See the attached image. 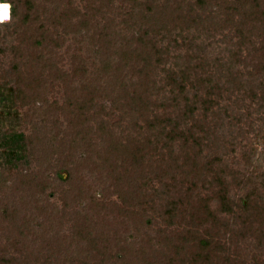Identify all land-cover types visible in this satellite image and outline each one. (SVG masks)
Returning a JSON list of instances; mask_svg holds the SVG:
<instances>
[{"label":"trees","instance_id":"obj_1","mask_svg":"<svg viewBox=\"0 0 264 264\" xmlns=\"http://www.w3.org/2000/svg\"><path fill=\"white\" fill-rule=\"evenodd\" d=\"M0 1L9 2L12 8L10 21L0 23V27H4L5 31L0 34V43L5 46L0 47V54H11V62L15 63L24 58L20 53V46L24 41L20 46H16L13 41L22 40L24 36L21 32L22 21L26 20L31 12H36L35 8L31 9L36 0ZM127 1L137 3L140 0ZM158 2L155 0L152 3ZM260 2L261 0H237V6L242 9V12L239 15L240 22L236 24L234 20L235 16L238 17L236 11L238 8L225 14L227 16L225 19L222 17L223 7L218 3L217 6L220 7L218 12L208 13L205 0L196 1V9L200 11L194 10L191 6L189 15L184 18L186 32L195 25L197 31L210 32L211 25L215 30L221 28L217 24L220 17L225 19L224 25L228 26L232 23V28L235 29V36L238 40L234 44L236 48L225 49L228 55L219 57L212 64L204 62L192 67V64H195V58L201 57H190L188 63L184 64L183 61L181 62V56H175L173 66L167 68L166 64L171 52L184 47L189 50L193 49L195 39L191 41L188 36L181 34L179 35L182 38L181 41L174 38L165 45L164 42L168 40L171 32L168 25L172 24L171 20H168L170 14L166 12L169 6L166 4L148 6L143 3L140 6V12H133L123 21L126 29L124 35L127 37H123L125 39L121 47L118 45L119 42L112 39L110 32L102 35L101 40L104 41L98 54L102 58L103 65L100 74L104 75L103 79L97 81L88 79L86 64L80 56H75L79 64L71 71V75L60 73V79L64 81L65 87L68 82L69 87H76L77 92L79 89L82 95H85L80 106L78 103L72 106L78 105L74 112L75 119L79 121L86 118L88 123L94 122L93 120L102 115L98 112L99 106L96 103V100L100 98L97 92L103 91L104 98L109 99L111 94H114L111 86H116L124 94L128 91L127 87L132 86L128 84L135 78H138V82L132 87H148V81L152 80L153 84L156 83L151 78L162 66H165L160 69L165 86L171 87L172 93L175 94L174 114L172 111L168 113L167 109L168 114L164 115H157L154 111L153 119L149 117V121L146 122V131L143 134L140 132L139 139L136 137L137 139L130 140L131 137H123V134L130 129L129 127L122 128V136L118 137L115 129L108 123L103 124L105 128L99 127L104 134L106 133L102 143H91V136L94 134L92 125L86 134L77 132L71 149L76 148L77 150L84 146L87 147L86 153L79 159L80 161L73 163V167L67 169L68 178L64 179L60 176V179L66 180L72 184V187L79 185L78 203L89 200L90 207L96 214L104 213L105 217L110 214L113 219L115 218V223L110 222L109 231H112L115 224L130 223L128 219L130 217L126 216L135 215L132 220L137 221L139 218L136 217L147 215L148 210L153 211L154 217L152 221L145 220L143 225L147 228L153 226L157 228L155 237L144 238L141 244L139 241L137 243L129 241L127 236L123 237L120 230H115L113 238L116 253H114L113 260L109 257L110 250L107 248L109 245H103L106 236L94 230L93 222L83 223L81 215L77 214L69 241L70 246L81 245V249L87 248L89 252L82 251L85 257L91 258L90 253L93 251L96 255L105 256L107 260L111 259L113 264H246V258V261L242 258L244 249L241 248V244L251 245L248 242L249 239L253 240L252 247L264 252V167L261 165L263 160L260 156L264 153L258 152L254 146L249 147V151L243 153V157L247 159L244 170L229 168L224 160L216 155L221 149L227 150L228 145L232 147L236 141L235 138L234 143L227 144V136L222 139L217 135L219 131H226L229 128L239 129L237 134L244 137V134H250L253 131L254 126H260L256 137L260 138L264 148V137L260 136L264 131V42L260 49H256L253 42L255 31L261 29L264 31V7L261 8ZM24 9H27L26 13ZM71 13L72 9L66 8L60 14L56 6V27H64L63 18L65 17L70 33H83L84 27L89 23V16L87 14L70 16ZM35 16L34 20L38 18L37 13ZM73 17H78L76 24L73 23ZM179 30L181 33L185 32L180 28ZM215 30L212 29V31ZM119 35V37L124 36ZM56 37V48H58L60 38ZM247 44H250L253 50H248L245 55L244 50ZM36 45L41 46V43L38 42ZM197 49L200 50V48ZM247 65H252L253 69L247 70ZM242 66L245 71L240 69ZM205 67L208 69L205 70ZM127 70L132 72V75H128ZM100 74L97 79L100 78ZM102 82L105 87L101 86ZM24 86L28 87L29 84L19 75L16 78L12 75H0V148L5 151L4 160L3 163L0 162V166L4 164L19 167L22 166L20 164L23 161H26L24 155L27 147L26 136L16 130L20 122L16 101L21 92L19 88H14ZM257 90H259L258 93ZM123 96L112 99V107L124 114L121 119L125 121L129 113H132L131 115L133 112L138 113L143 107L138 106L136 104L138 101L135 100L132 104L127 103L128 97ZM247 99H252V101L259 99L261 102L256 103V109H252V105L246 104ZM138 100L140 103L143 102V97ZM143 103L144 108L151 107L149 101ZM129 109L131 112L128 111ZM92 111L94 113L90 115ZM254 114H259L261 117L256 119ZM147 115L150 116V114ZM109 116L111 118V114ZM153 138L155 143H153ZM131 141H136L138 145L131 148ZM205 141L212 144L216 142V145L212 146L213 152L211 156L208 155L209 157L202 155L203 145L211 148V145H205ZM74 144L76 147L73 146ZM176 144H180V150L184 154L183 160L174 155ZM98 146L102 148L103 153L95 151ZM152 146L156 158L154 163L157 164L153 169V174L156 176L154 180L159 182V187L155 189L154 205L148 206L149 202L133 205L131 200L142 196L143 186L136 189L132 183L128 184L127 190H118L119 198L124 205L121 207L116 203H108V198H101L97 201L94 197L87 196L83 187L85 183L76 174V167L84 169L85 162L88 168L101 165L107 170L106 174L110 179L112 176L116 179L117 175L116 183H121L126 176L131 177L138 172H144L142 166L147 162L146 157L148 156L146 150L147 147ZM191 146L198 148L197 152L194 149L193 152L196 154L193 158L190 157L191 149L189 148H192ZM253 163L256 164L254 170L246 171L245 167L250 168ZM214 166H219V168L214 169ZM233 188L240 193L233 194ZM213 202L216 206L215 211L211 207ZM66 206H68L67 203ZM200 212L203 217L198 216ZM120 214L127 219L119 221L122 218V216L118 217ZM4 216L9 220V225L10 222L12 224V215ZM208 224L210 228L206 229ZM31 233L34 232L28 222L22 225L16 223L2 231V239L5 238L9 246L7 245L0 251V264H20L19 259L10 251H17L19 245L30 241L28 235ZM35 237H38L36 233ZM32 243H35L37 252L42 251L41 244ZM83 244L87 246L82 247ZM253 264L264 263L254 260Z\"/></svg>","mask_w":264,"mask_h":264},{"label":"rangeland","instance_id":"obj_2","mask_svg":"<svg viewBox=\"0 0 264 264\" xmlns=\"http://www.w3.org/2000/svg\"><path fill=\"white\" fill-rule=\"evenodd\" d=\"M153 1L155 0H140L137 3L127 0H64L63 2L60 0L58 2L56 0H36L33 2V8H31H35L36 12H31L30 16L22 21L21 25L23 27L21 28V32L24 34L22 40L17 42L12 39L16 46H20L21 42L24 41L20 46V53L23 54L24 58L13 63L11 62V54H0V75H12L15 78L19 75L29 84L28 87H14L16 89L19 88L21 92V95L17 97L16 101L20 117L19 127H16V130L24 133L26 136L27 147L24 151L26 161H23L20 164L22 166L19 167L18 165L11 167L4 164L0 166V251L8 245L6 239H2V231L9 229V227L16 223L22 225L28 222L34 232L28 235L30 241L19 245L17 251H10V253L19 259L20 264H113L111 259L107 260L105 256L96 255L93 251L90 253L91 258L88 259L82 254V251L87 250L89 252V250L87 248L81 249V245L70 246L69 238L72 236V228L77 214L81 215L80 218L83 223L88 224L93 222L95 224L94 230L106 236L103 245H109L107 248L110 250L109 257L112 259L115 255L114 253H116L114 247L115 240L113 238L115 230H120L123 237L127 236L129 241L136 243L139 241L140 244L144 238L149 239L150 237H155L157 234L156 226L147 228L143 225L145 220L150 219L152 221V217H154L152 210H148V214L145 216H137L136 218H139L137 221L132 220L135 215L126 216L130 217L128 218L130 219V223L124 225L115 224L112 227V231H109L111 228L110 222L115 223V218L113 219L110 214L106 215V217L104 213L96 214L94 210L92 211L89 200H83L78 203L79 185L72 187V184L60 179V176L67 179L69 176L67 169L73 167V163L76 164L77 161H80L79 159L84 157L86 153L87 147L84 146L77 150L76 148L71 149V144L74 138H76L77 132L86 134L92 125L94 134L91 136V143H102V139L106 137V133L104 134L100 128H105L106 126H103V124L108 123L115 129L118 137L122 136V128L129 127L130 129L127 133L123 134V137H131L130 140L136 137L139 139L140 132L143 134L146 131V122L149 121V117L153 119L154 111L157 115H164L167 113L166 109L168 113L171 111L173 113L174 111L173 98L175 94L172 93L173 89L171 87L165 86L160 70L165 66L156 70L154 77L151 78L154 80L153 82H156V85L151 80L148 81V87H132L133 84H137L138 82V78H135L134 81L128 84L132 86L127 87L128 91L124 94L116 86H111L113 87L111 89L114 94H111V98L109 99L104 98L105 93L103 91L97 92L100 98L96 100V103L99 106L98 112L102 115L96 112L100 116L96 120H93L94 122L91 121L90 123L86 122V118L78 121L75 119L76 115H74L77 106L81 105L85 95H82L79 89L77 92L76 87H69L68 82L66 84L67 87H65L64 81L60 79V73H68L71 75V71L79 64L75 56L83 58L88 71V79L92 81L103 79L104 75L100 74L103 65L101 63L102 58L98 54V51L102 49L101 45L104 41L101 40L102 35L105 32H110L112 39L119 42L118 45L121 47L124 43L123 40L127 37L124 35L126 29L123 21L133 12H140L141 4L146 3L148 6L151 4L153 6L166 4L169 6L166 12L170 14L168 20H171L172 24L168 25L171 32L168 40L164 42L165 45L174 38H178L181 41L182 38L179 37L181 34L188 36V39H191V41L195 39L193 49L189 50L184 47L171 52L169 61L166 64L167 68L173 66V57L175 56H181V62L183 61L184 64L188 63L190 57H201L195 58V64H192L193 67L199 66V64L204 62L212 64L219 57L228 55L225 49L236 48L234 44L238 40L235 36V29L232 28V23L227 26L224 25V22L227 18L225 14L231 10L235 11L238 8L237 0H205L207 1L206 11L208 13L210 11L218 12L220 10V7L217 6L218 3L223 7L221 9L224 14L222 17H225V19L222 17L218 18L219 23L217 24L221 28L215 30L214 26L211 25L210 32L203 30L197 31L196 25H190L193 28L186 32L187 27L184 23V18L189 15L191 6L194 10L200 11L198 8L196 9L197 0H188L186 2L182 0H170V2L169 0H158L159 2L156 4L152 3ZM260 4L263 9L264 0H261ZM56 6L59 8L60 14L66 8L72 9L70 16L87 14L89 16V23L84 27V32L78 34L70 33L67 26L68 21L65 17L63 18L64 27H56ZM26 11L27 9L25 13ZM236 11L238 17H234V24L240 22L239 15L242 9L238 8ZM36 13L38 18L34 20ZM77 19L78 17H73V23L76 24ZM179 28L185 32L181 33ZM212 29L215 31H212ZM3 33H5L4 27H0V34ZM119 34H123L124 36L119 37ZM56 36H58V39L60 38L58 48H56ZM123 37L125 38L123 39ZM159 39L161 38L159 37ZM38 42L41 43V46L36 45ZM253 42L256 49L262 47V43L264 42V31L262 29L255 31ZM1 46L5 47L0 43ZM197 48H200V50ZM248 50H253L250 44L246 45V50H244L245 55L248 53ZM204 69L206 70L208 67ZM240 69L245 71L244 66ZM252 69V65H247V70L251 71ZM126 73L132 75V72L128 70ZM99 74L101 76L97 79ZM101 86L105 87L103 82ZM251 88L253 89V87ZM258 92L259 90H257ZM121 96L128 97L127 103L132 104L138 101L136 104L141 106V108L143 107L142 109L140 108L141 110L138 113L133 112V115L129 113L125 121L121 119L124 114L118 110H114L112 107V99ZM141 97H143V102L146 103V101H149L151 106L149 109L144 108L143 102H139L138 98ZM259 99H256V101L247 99L246 104H250L252 105V109H256V103L261 102H259ZM75 103H78V105L73 107L72 105ZM128 111L131 112L130 109ZM93 113V111L90 112V115H93ZM110 114L111 118L109 116ZM147 114H150V116ZM254 116L256 119L261 117L259 114H254ZM229 129L219 131L217 135L222 139L224 136H227V144L234 143L235 138L236 141L232 147L228 145L227 150L221 149L216 155L223 159L229 168L244 170L245 160L247 159L243 157V153L248 152L249 147L254 146V149L258 150V152L261 154L264 153L262 142L260 138L256 137L260 126H254L253 131L250 134H244V137L237 134L239 129ZM245 130L248 129L245 128ZM196 135L198 136L199 134ZM260 136L264 137V131ZM153 143H155L154 138ZM204 143L205 145H211V148L203 145L204 151L202 155L211 156L213 152L211 149L216 145V142L215 144L209 141H205ZM76 144L73 146L76 147ZM130 144L131 148L138 145L136 141H131ZM217 145L219 144L217 143ZM191 147L189 148L191 149L190 157L193 158L198 148ZM194 149H196L195 153L193 152ZM174 150V155L183 160L184 158L182 157L184 154L180 150V144H176ZM95 151L103 153L102 148H99V146L95 148ZM146 152H148V156L146 157L147 162L142 166L144 172H138V174H133L131 177L126 176L121 183H116V179H118L117 175L115 176L116 179H114V176L110 179L106 174L107 170L101 165L88 168L89 166L87 167V163L85 162V164L83 163L84 169L82 167H76V174L85 183L83 187L87 196L94 197L97 201L101 200V198H108V203H116L121 207L124 205L119 198L118 190H127L128 184L132 183L136 189L139 186H143V188L142 196L140 195L138 199L134 198V200H131V203L133 205H139L144 202H149L148 206L151 207L154 205L153 201L156 198L155 189L159 187V182L154 180L156 176L153 174V169L157 166L154 163L156 158L154 157L155 152L153 146L147 147ZM4 154V149L0 148L1 163H3ZM260 156L263 160L261 165L264 167V155ZM255 165L253 163L250 168L246 166V171L252 172ZM213 168L218 169L219 166H214ZM131 178H134V180H131ZM116 185L118 186L116 187ZM233 189V194L238 192L237 189ZM210 196L213 195L210 194ZM66 203L68 206H66ZM211 207L213 211L216 210L215 202L212 203ZM4 215H12V224L10 222L9 225V220ZM120 216L122 215L120 214L118 217ZM198 216L203 217V214L200 212ZM125 219L127 218L123 215L119 221ZM14 222L15 224H13ZM209 228L210 224L207 225L206 229ZM35 233L38 237H35ZM32 242H36L38 245L41 244L42 251L37 252V247ZM248 242L251 243V245L247 244L249 247L245 243L241 244V248L244 249V257L242 258L244 260L246 258V264H253L254 260L264 263V252L255 249L254 246L252 247L254 245L253 240L249 239ZM83 246H87V244H83ZM26 247L30 248L26 249Z\"/></svg>","mask_w":264,"mask_h":264},{"label":"clouds","instance_id":"obj_3","mask_svg":"<svg viewBox=\"0 0 264 264\" xmlns=\"http://www.w3.org/2000/svg\"><path fill=\"white\" fill-rule=\"evenodd\" d=\"M9 7L10 5H7V4L0 5V17H4V16L7 17V19H0V22L6 21L9 19Z\"/></svg>","mask_w":264,"mask_h":264},{"label":"built area","instance_id":"obj_4","mask_svg":"<svg viewBox=\"0 0 264 264\" xmlns=\"http://www.w3.org/2000/svg\"><path fill=\"white\" fill-rule=\"evenodd\" d=\"M3 4L10 5L9 3H6V2H2V1H0V5H3ZM11 16H12V8H11V5H10V7H9V19L6 20V21L0 22V23L9 22L10 19H11ZM0 19H7V17H6V16H4V17H0Z\"/></svg>","mask_w":264,"mask_h":264}]
</instances>
